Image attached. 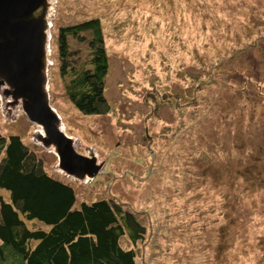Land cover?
I'll use <instances>...</instances> for the list:
<instances>
[{
  "label": "rangeland",
  "instance_id": "obj_1",
  "mask_svg": "<svg viewBox=\"0 0 264 264\" xmlns=\"http://www.w3.org/2000/svg\"><path fill=\"white\" fill-rule=\"evenodd\" d=\"M51 2L52 42L59 25L104 22L108 115L69 101L53 43L49 69L65 132L103 169L92 181L65 174L2 98L1 133L22 135L78 202L114 200L139 215L137 264H264V0ZM251 168L256 183L243 177Z\"/></svg>",
  "mask_w": 264,
  "mask_h": 264
},
{
  "label": "trees",
  "instance_id": "obj_2",
  "mask_svg": "<svg viewBox=\"0 0 264 264\" xmlns=\"http://www.w3.org/2000/svg\"><path fill=\"white\" fill-rule=\"evenodd\" d=\"M103 23L95 17L59 25L52 42L68 99L85 116L111 111ZM243 177L257 181L252 168ZM0 192L8 195L0 194V264H137L144 220L114 200L78 202L74 188L47 173L22 135L0 131Z\"/></svg>",
  "mask_w": 264,
  "mask_h": 264
},
{
  "label": "water",
  "instance_id": "obj_3",
  "mask_svg": "<svg viewBox=\"0 0 264 264\" xmlns=\"http://www.w3.org/2000/svg\"><path fill=\"white\" fill-rule=\"evenodd\" d=\"M52 7L51 0H0V98L7 107H21L38 130L36 140L56 154L61 171L92 181L103 165L78 152L50 102Z\"/></svg>",
  "mask_w": 264,
  "mask_h": 264
}]
</instances>
